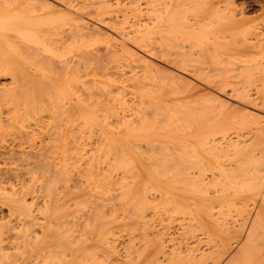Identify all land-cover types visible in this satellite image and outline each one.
Instances as JSON below:
<instances>
[{
    "label": "bare ground",
    "instance_id": "bare-ground-1",
    "mask_svg": "<svg viewBox=\"0 0 264 264\" xmlns=\"http://www.w3.org/2000/svg\"><path fill=\"white\" fill-rule=\"evenodd\" d=\"M20 1L25 5H30L29 7L35 5L30 4L32 0ZM35 1L38 4V14L35 17L24 14V12L27 13L26 8V11L22 10L24 6L21 9V14H17L20 10L15 8L16 11H14L15 6H11L12 3H19L17 0L16 3L14 1L7 5L13 9L7 8L0 2L5 6L0 7V77L7 75L10 77L9 83L0 80V95L12 99L17 94L13 92L17 85L18 88L23 89L19 87L21 85H19L20 82H17V78L20 76L21 80L25 77L23 70H20L22 72L17 70V68L21 69L25 66L21 67L23 64L21 63L23 60L19 59L21 53H17L16 46L12 41L7 40L5 33L12 32V36L16 35L15 38L21 39H16V42L28 43L32 45V49L40 48L51 57L53 56L49 60L53 64L54 74L48 75L50 71H43L40 75L38 73L37 77L31 76L33 74L26 77L28 80L29 77L30 79L35 77V82L37 80L41 84L39 87L44 88L45 94L47 91L53 113L58 115L59 119H65L66 123L65 129L61 128V131H57V138L59 136L62 140V150L65 156L63 159H66L67 162L64 161L67 165L64 167L68 171V175L70 174L72 184V199L67 205V208H72L70 221L67 220L71 223L66 221L69 223L67 226L64 222L68 227V232L70 228V232L67 234L70 236V238L68 236L70 246L66 250L65 245H62L63 242H60L61 246L66 248L64 250L68 252L65 253V251L64 256L55 260L54 264H209V261L212 260H214L211 262L213 264L220 260V264H262L264 257L261 255L264 253L259 255L262 260H258V254L261 247H264V150L258 152L257 149L260 148V145L264 147V139H262L264 137H261L264 130L255 131V133L258 132L256 133L258 135L253 138L251 136L248 139H240L241 134L238 129L240 126H244L247 120H241L240 117L241 121L239 119L237 121L236 116L240 114L246 118L248 113L245 111L243 114V110L247 105L243 104L244 109L240 110L239 108L241 111L239 112L238 106H234L235 103H233L234 107L228 104L230 101L226 103V100H229L226 98L230 97H228L229 95L226 97V94L222 92L230 87L232 96L241 101L243 97L249 98L251 95L246 92L247 85L245 86V84L256 83L257 94L252 100L260 99L264 103V24H262L264 22L259 21L262 22L259 24V22L251 21V17L245 16L244 11L237 8L235 0ZM35 1L33 0V2ZM20 3L16 5H20ZM25 7L28 8V6ZM255 18L257 19V17ZM261 18L264 19V17ZM20 45L24 47L23 44ZM36 48L35 50H37ZM156 56L166 63V66H170L168 75L160 72L163 69L158 70L163 74V78L165 75V77L168 76V79H164L167 80V82L164 81L166 84L170 83V85L168 83V87L171 86V83L178 84L181 79L180 85L186 84L188 82L185 79L186 75L196 76L205 82L217 85V93H214L216 97H213L216 103H213L210 108L207 105L206 108L204 105L200 107L199 102L194 101V104L189 103L192 105H185V109L182 108L183 105L182 107L177 106V110L175 105L172 106H175L176 109L168 106L165 102L169 101L164 102V97L161 101L162 96H167L169 93L165 95L162 91L163 86H160L159 89H162L160 92H155V88L151 92L145 90L142 93L136 92V94H139V102L145 100L144 103L147 105L152 104V107L158 105L160 109L163 106L164 116L160 109L152 108L153 113L155 110L160 111L161 119L157 117V120L163 121L162 125L158 124L155 118L147 119L141 112L140 117L136 116L137 114L134 117L131 114L132 111L120 113L121 110H115L113 106H111L112 109L119 112L114 114V121L106 120L115 112L109 106H104L103 103L108 102L109 104V101H116L121 105V108L129 103L125 97L129 91L125 90L126 94H124L122 90L125 79L124 82L120 79V77L124 78L123 76L127 72L124 68L126 66L134 68L133 66H135L140 67L138 69L149 71L156 64L153 61L154 64L150 68L151 60H154L152 57ZM44 67L42 69H45ZM157 68H154L155 71ZM44 72H48V74ZM129 76L128 74L130 80L131 76ZM118 78L123 83L120 80L117 81ZM146 78L148 79V77ZM132 83L131 85H135V87L143 86L140 81ZM237 83L242 85L237 86ZM24 85L26 84L24 83ZM148 85L150 86V84ZM153 85L152 82L150 87ZM139 88L137 90L141 89ZM171 88L173 89V87ZM22 91L24 92V89ZM208 100L206 99V101ZM242 102L244 103V101ZM36 104L39 105L37 102ZM144 105L146 107V104ZM18 106L20 107L21 104ZM41 109H43L42 106ZM174 109L180 112L177 116ZM181 110L183 113L185 112V116L182 115ZM58 117L55 118L59 120ZM163 118L165 120H162ZM180 119L183 121L182 124H179ZM175 120H177L178 126H176L177 122L173 123ZM171 121L172 123L169 124ZM248 125L250 124L245 126ZM55 128L57 129L56 126ZM233 132L236 134L227 135ZM259 142L260 144H258ZM145 147L146 149H143L146 150L145 154L150 147L146 158H144L145 154L143 157L141 156L144 151H139ZM156 149L160 151L157 152ZM153 153L154 155H152ZM155 155L156 158L153 157ZM64 162L62 160V163ZM171 167H174L173 170L176 171L170 175L178 177L173 176L172 179L177 178L175 181H179L182 186L179 184L180 187H178L167 181V179L169 180L168 169H172ZM50 184L48 186L51 187ZM71 184H69V188ZM24 193L23 195H25ZM51 194L49 193V196ZM15 196L16 199H19L15 202V198L11 197L15 206L11 207L19 210L25 209L24 211L28 213L29 205L26 204V197L18 196L17 198V195ZM68 196L70 198V195ZM55 197L57 196L55 195ZM57 203L50 206L52 209L55 207L53 210L51 209L53 214L58 211ZM237 203L241 207L240 210L249 209L251 212L248 211L249 214L246 212L247 215L244 217L247 219L248 216V221L243 218L241 219L242 223L239 224V227L237 226L238 229L236 227V230L243 235L242 241L240 244L238 242L237 248L235 247L236 251H231L230 245H227L228 240H221V236H218L220 243L209 244L206 242H213V240H206L207 245L204 246L205 239L198 235L200 231L196 227L203 229V226L208 224L204 218L205 214L212 217L214 224L225 225L220 222L213 209H221L224 205L231 207ZM62 204H60L61 207ZM158 205L160 206L158 207ZM32 206L31 204L30 207ZM41 207L38 206V208ZM64 207L66 208L65 205ZM163 207L166 210H158ZM38 208L33 209L38 210ZM14 209L13 211L16 210ZM148 209H153V212ZM157 211L161 213L158 212L160 218L157 216L160 220L167 219L170 212H185L189 217L188 223L184 221L187 225L185 224L186 227L184 224L182 225V233L178 232L179 230L172 231L169 226L168 228L162 227L161 224L162 228H155V234L154 230L150 232L154 235H149L152 239L147 234L144 235L150 239L149 244H145L142 240L143 235L141 236L143 232L140 233L137 230L143 231L146 226L144 224L147 222L146 218L147 220L152 219ZM59 213L58 211L55 215H60ZM13 214L15 215V213ZM108 214H112V217L114 215L118 219H112L110 216L112 220H106L107 218L103 216ZM56 221L58 222L57 219ZM23 223L25 224V222ZM111 223H115V226ZM151 225L148 224L150 227L146 228L152 230L153 225L152 229ZM179 225L181 224L179 223ZM208 231H210L209 228ZM220 231H227L231 234L232 230L230 231L227 226H220ZM215 233L214 236L217 238L218 233L216 235ZM138 235L142 238L138 237L137 239ZM53 236L55 237V235ZM207 236L209 237V235ZM213 237L211 236V238ZM139 239L141 240L137 241ZM230 252L232 253L230 254ZM9 262L11 263V261Z\"/></svg>",
    "mask_w": 264,
    "mask_h": 264
},
{
    "label": "rangeland",
    "instance_id": "rangeland-1",
    "mask_svg": "<svg viewBox=\"0 0 264 264\" xmlns=\"http://www.w3.org/2000/svg\"><path fill=\"white\" fill-rule=\"evenodd\" d=\"M3 0H1L0 2H2ZM4 1H7L6 3L4 2ZM2 3L4 4V5H6V7H7V5H9V4H11L12 2H14L15 1V3H16V0H14V1H11V0H4ZM10 1V2H9ZM18 2H19V0H17ZM35 1V0H34ZM236 2V6H238L237 8H239V10H242V11H244V13L246 14L245 16H247V17H251L252 19H251V21H254V23L255 22H259V21H262V22H264V19H262L261 17H264V14H260V13H264V12H262V11H264V0H235ZM245 1V2H244ZM21 2V1H20ZM19 2V3H20ZM19 3H16V4H19ZM37 2L35 1V2H33V0L31 1V3L30 4H35L34 5V7H36V8H34V7H29L30 5H25L24 3H20V5H16V4H13L12 3V5L11 6H15L14 7V11H16V9H18V10H20L19 12H17V14H21V11L22 10H24V11H26L25 10V8L27 9V13H29V14H27V13H25L24 12V14H26L27 16H32V17H35V16H37V14H38V4H36ZM1 4V3H0ZM3 4H1V6L0 7H3L4 5ZM23 4V5H22ZM3 5V6H2ZM19 6V7H18ZM22 6V7H21ZM23 6H24V8H23ZM25 6H28V8L27 7H25ZM5 7V6H4ZM241 7V8H240ZM7 8H11V7H7ZM16 8V9H15ZM20 8V9H19ZM23 8V9H22ZM2 9V8H1ZM11 9H13V8H11ZM22 9V10H21ZM35 9H37L36 11H35ZM17 10V11H18ZM35 11V12H34ZM23 14V15H24ZM255 17H257V19L255 18ZM253 18H255V20H253ZM260 18V19H259ZM259 19V20H258ZM257 20V21H256ZM262 22H259V24L260 23H262ZM258 24V25H259ZM262 24H264V23H262ZM259 26H261V25H259ZM13 35V33L11 32H7V33H5V37L7 38V40L9 39V41H12L13 43H14V45L16 46V51H17V53L19 54V53H21V54H19V59H21V63H23V64H21V63H19V64H21V67L22 66H24L25 68H26V70H25V68L24 67H20V65H19V68H21V69H18L17 68V70L19 71V72H22V71H20V70H23V74H24V76L26 77V76H30V74H33V75H31V76H35V77H37L38 75V73H39V75L41 74V72H43V71H50L49 72V74H48V72L47 73H45V74H48V75H51V74H54V68L52 67L53 66V64L51 63V61L49 60V58L51 59V58H53V56L51 57L50 55H48L47 54V52H44L43 50H40V48L39 49H37L36 47H34V49H32V45H30V44H26V43H23L22 41L21 42H16L17 40H21L19 37V39L18 38H15L14 36H16V35H14V36H12ZM17 37V36H16ZM17 39V40H16ZM26 44V45H24V47L22 46V45H20V44ZM22 47V48H18V47ZM18 48V49H17ZM28 48V49H27ZM35 48L39 51H37V50H35ZM21 51V52H20ZM44 53H43V52ZM41 53V54H40ZM43 53V54H42ZM23 56V57H22ZM48 56V57H47ZM46 57V58H45ZM157 57V56H156ZM156 57H152V59H154V60H151V64H150V68H151V65H153L154 63H156L155 65H153L152 67V69L151 70H146L145 71V69L143 70L142 68V71H143V73H142V71H141V69H138V68H140V67H135V66H133L134 68H132V67H125L124 69H125V71H127L126 72V74H124V78H122V77H120V79H122L123 80V82H124V79H125V82H124V85L122 86L123 88H122V90H123V93L125 92V90L128 92L129 91V93H124V94H126L125 95V97L127 98V100H128V102L129 103H127L126 105H125V107H123V108H121V105H119L116 101L115 102H113V101H109V104H108V102H105V103H103L104 104V106L106 105V107L107 106H109L111 109H112V107L111 106H113V108H115V110H121L120 111V113H122V112H124V113H127V112H131V114H133L134 115V117H135V115L136 116H138V117H140L141 116V113H142V115H145L144 117H146L147 119H150V118H155L156 119V122L158 123V124H160V125H162L163 124V121H159V120H157V117H161V113L164 111H162V107H161V109L160 108H158V105H153V107L155 108V109H160V111H161V113H160V111L158 110V111H154L155 113H153V110H152V104H148L147 105V103H144L145 102V100H141L140 102H139V100H140V98L138 97V93H142V91H154L155 90V88H156V91L155 92H160V90H162V91H164L163 93H165V95L166 94H168L167 96H162V99H161V101L163 100V97L165 98L163 101L165 102V101H169V102H165V103H167V105L168 106H171V107H177V106H181L182 107V105H183V107L182 108H184L185 107V105H187V106H189V105H192V104H194L193 102L195 101H197V103L199 102V106L201 107V105H204L205 107L207 106V105H209V107L208 108H210V106L211 105H213V103H216L215 101H214V98L213 97H216V93H217V91L216 90H218L217 88V85L216 84H214V83H212V82H208V81H206L205 82V80H201L200 78H198V77H196V76H185V79H187L188 80V82H186V84H182V85H180L181 83H182V79L181 80H179L178 81V84L177 83H171V86L170 87H168L167 85H168V83L166 84V82H167V80H164V79H168V76L167 77H165L164 76V78L162 77V73H167V75L170 73L169 71H170V68H168V67H170V66H166V63H164V62H162L161 60H159L160 58H156ZM0 59H1V57H0ZM25 59H27V60H25ZM25 60V61H24ZM30 63H29V62ZM153 61H154V63H153ZM158 63H157V62ZM32 62V63H31ZM53 62V61H52ZM161 63V64H160ZM51 64V65H50ZM164 64V65H163ZM158 65V66H157ZM161 65V66H160ZM163 65V66H162ZM44 67V66H46L47 68H45V69H42V67ZM171 66H173V65H171ZM17 67H18V65H17ZM156 67H158L157 68V70L155 71V69L154 68H156ZM132 68V69H131ZM136 68H137V70H136ZM149 68V69H150ZM47 69V70H46ZM129 69H131V70H129ZM161 69H163V70H161ZM36 72H35V71ZM129 70V71H128ZM153 70V72H151ZM158 70L160 71V72H162V73H160V72H158ZM33 71V72H32ZM135 73H134V72ZM26 72H28L27 73V75H25L26 74ZM131 72V73H130ZM133 72V73H132ZM35 73V74H34ZM131 76H129L130 77V80L128 79V74ZM145 73H146V75H145ZM141 74H143V76H141ZM136 75V76H135ZM18 76V75H17ZM132 76H135V77H132ZM20 77V76H19ZM19 77L17 78V82H20V84L19 85H21V86H19V87H22L23 89H24V92L22 91L23 89H20V88H18V85H17V87H15L14 89H13V92H14V94H15V92L17 93L16 94V96H13V97H15L14 99H13V97H12V99H9V98H6V97H3L2 95H0V96H2V98L3 99H5V100H3L2 98H0V192L2 193H0V259H1V257H2V260H0V264H9L10 262L9 261H11V263L10 264H54V263H56V261L55 260H59V258H61V256L64 254V252L66 251V250H68V248L67 247H69L70 246V242L68 241V236L69 235H67V234H69V232H70V228H69V232L67 231V226H68V224L69 223H71V222H69L70 221V218H71V215H70V212H71V209L72 208H67V205L68 204H70V200L72 199V191H71V187H72V184H71V179H70V174L68 175V171H66V169H65V167L67 166V165H65V162H66V159L64 160L63 159V157H65L63 154V144H62V140L59 138V136H58V138H57V131L59 132V130L61 131L62 129L61 128H63V129H65L64 127H65V119H63L62 118V120H63V122H64V124H62L63 122H62V120H61V118L59 119V117H58V115H56L55 113H53V107H52V105L50 104L51 102H50V100H49V95H47V91H46V94L44 93L45 92V90H44V88H42L41 86V88L39 87V85H41L40 83H38L37 82V80H36V82H35V77H31L32 79H30V77H29V80H28V77H24L23 79H19ZM146 77H148V79L146 78ZM182 77V76H181ZM22 78V77H21ZM127 78V79H126ZM136 78V79H135ZM153 78V79H152ZM155 78V79H154ZM159 78H161V79H159ZM119 78L117 79V81H119L120 80ZM0 80L2 81V82H4V83H9L10 82V77H9V75H7V76H4V77H0ZM20 80V81H19ZM122 80H120L121 81V83H123L122 82ZM155 80V81H154ZM138 81H140L142 84H143V86H142V88H141V86H140V88L142 89H140L138 86H136L135 87V85H131V84H133L132 82H136V83H138ZM153 82V86L152 87H150L151 85H152V82ZM158 81V82H157ZM159 81H161V82H159ZM164 81H166V82H164ZM202 81V82H201ZM21 82H23L22 84H21ZM28 82V83H27ZM35 82V83H34ZM40 82V81H39ZM130 82V83H129ZM148 82V83H147ZM162 82H163V84H162ZM189 82H191V83H189ZM24 83L26 84V85H24ZM32 83H34V84H32ZM125 83H126V85H125ZM128 83H129V85H128ZM135 83V84H136ZM145 83V84H144ZM156 83H158V84H156ZM29 84V85H28ZM38 84V85H37ZM120 84V83H119ZM148 84H150V86L148 85ZM159 84H162V85H159ZM165 84V85H164ZM174 84V85H173ZM25 87H24V86ZM33 85V86H32ZM35 85V86H34ZM36 85H37V87H36ZM169 85H170V83H169ZM196 86V87H194V86ZM242 84L241 83H237V86H241ZM247 85V86H246ZM132 87L131 89H130V87ZM150 88H149V87ZM160 86H163L162 87V89H159V87ZM184 86H188V87H184ZM245 90H246V92H248L247 94L248 95H250L249 96V98H247V96H245V97H243V100L241 99V101L238 99V98H236L235 96V98L232 96V92H230V87H228L227 88V90L226 91H223L222 93H225L226 94V97L228 96V97H230V98H226L225 96V98L226 99H229V100H226V103L228 102V101H230L228 104H230V106L231 107H237L238 106V111H239V108H240V110L241 109H244V106H243V104L246 106L247 105V107H245V109L242 111L243 112V114H245V111H246V113H248L245 117L246 118H243L244 116L243 115H240V114H236L237 116H236V118H237V121H239L240 120V117H241V120L242 119H246L247 121H246V123L247 124H250V125H248V126H245V125H247L246 123H245V125L244 126H240V129H238V132L241 134L240 136H239V138L240 139H248L249 137H251V138H253L255 135H258V134H256V133H258L259 131H261V130H264V121H262V120H264V115H262V114H264V103H262L261 102V100L260 99H257V100H252L255 96H256V94H257V84L256 83H248V84H245ZM144 87H145V89H144ZM171 87H173V89L171 88ZM25 88H27V89H25ZM134 88H136V90L134 91ZM140 89L141 90V92H140V90H137V89ZM248 88V89H247ZM30 89V90H29ZM34 89V90H33ZM42 89V90H41ZM159 89V91H157ZM172 92V94H171V92L169 91V90ZM259 89V88H258ZM44 90V91H43ZM131 90V91H130ZM167 90V91H166ZM173 90V91H172ZM169 91V92H168ZM199 91V92H198ZM134 94H133V93ZM136 92H138L137 94H136ZM215 93V94H214ZM136 94V95H135ZM224 94V95H225ZM18 95H19V98H18ZM184 95V96H183ZM33 96V97H32ZM169 96H170V98H169ZM189 96V97H188ZM191 96V97H190ZM223 96V95H222ZM26 97H28V98H26ZM182 97H184V98H182ZM187 97V98H186ZM22 98V99H21ZM25 98V99H24ZM139 98V99H138ZM173 98H174V100H173ZM6 99H8L7 100V102H6ZM18 99H20V100H18ZM138 99V100H137ZM201 99V100H200ZM206 99L208 100H210V99H212L209 103H208V101H206ZM221 99H223V98H221ZM234 99V100H233ZM236 99H238V100H236ZM177 100H179V101H177ZM224 100V101H225ZM11 101V102H10ZM24 101H25V103H24ZM41 101H42V103H41ZM143 101V102H142ZM235 101H237V102H235ZM240 101V102H239ZM242 101H244V103L242 102ZM258 101V102H257ZM6 102V103H5ZM17 102V103H16ZM24 104H23V103ZM36 102L40 105H37L36 104ZM146 102H148L147 100H146ZM163 102V103H164ZM180 102V103H179ZM201 102V103H200ZM245 102H247V103H245ZM260 102V103H259ZM15 103H16V105H15ZM112 103V104H111ZM137 105H136V104ZM143 103V104H142ZM165 103H164V106H165ZM168 103H170V104H168ZM175 103V104H174ZM176 103L178 104L179 103V105H176ZM189 103H192V104H189ZM197 103H195L196 105H197ZM206 103V104H205ZM208 103V104H207ZM233 103H235V105L233 104ZM237 103H238V105H237ZM241 103V104H240ZM21 104V106L19 107L18 105H20ZM26 104V105H25ZM144 104H146V107H145V105ZM11 105V106H10ZM12 105H15L16 106V108H15V106L13 107ZM119 105V106H118ZM136 107H135V106ZM144 107H143V106ZM166 105V106H167ZM172 105H175V106H172ZM234 105V106H233ZM249 105V106H248ZM256 105V106H255ZM41 106H42V108L43 109H41ZM126 106H127V108H126ZM149 106H151V107H148ZM239 106H242V107H239ZM261 106V107H260ZM28 107V108H27ZM40 107V108H39ZM119 107V109H117ZM176 107H175V109H176ZM180 107V109H182ZM195 107V106H194ZM260 107V108H259ZM124 108H126L125 110H123ZM130 108V109H129ZM134 108V109H133ZM151 108V109H150ZM170 108V107H169ZM207 108V107H206ZM247 108V109H246ZM249 108V109H248ZM17 109V110H16ZM174 109V110H175ZM185 109V108H184ZM183 109V110H184ZM212 109V108H211ZM23 110H24V112H23ZM41 110V111H40ZM44 110V111H43ZM112 110H114V109H112ZM115 110L113 111V112H115ZM138 110V111H137ZM152 110V111H151ZM177 110H178V107H177ZM183 110H181L182 112V115H184L185 116V112L183 113ZM251 112H250V111ZM255 110V111H254ZM43 111V112H42ZM119 111H117V112H119ZM127 111V112H126ZM134 111H135V113H134ZM150 113V111H151V113L149 114L148 112ZM176 111V110H175ZM210 111H212V110H210ZM209 111V113H211ZM250 112V114H249V112ZM23 112V113H22ZM29 112V113H28ZM40 112H42V113H40ZM117 112H115V113H113V115H112V113H111V117L110 116H108V115H105V116H108L107 117V119L106 120H112V121H114V116L116 115V113ZM138 112V113H137ZM141 112V113H140ZM178 112L179 111H176L175 112V115L177 116L178 115ZM239 112H241V111H239ZM239 112H236V113H239ZM40 113V114H39ZM144 113V114H143ZM158 113H160V114H158ZM180 113V112H179ZM115 114V115H114ZM130 114V113H129ZM242 114V113H241ZM253 116H252V115ZM257 114V115H256ZM110 115V114H109ZM140 115V116H139ZM181 115V114H180ZM132 116V115H131ZM162 116H164V112L162 113ZM243 116V117H242ZM249 116H251V117H249ZM257 116H259V117H257ZM55 117H58V119L60 120H57ZM183 117V116H182ZM182 117H181V119H182ZM257 119H256V118ZM106 118V117H105ZM111 118V119H110ZM165 118V117H164ZM162 119V120H165V119ZM178 119L180 118V116L179 117H177ZM248 118H249V122L251 121V123H249L248 122ZM253 118H255L254 119V121H253ZM161 119V118H160ZM179 120L180 122H179V124L181 123V122H183L182 120ZM239 119V120H238ZM251 119V120H250ZM240 120V121H241ZM256 120V121H255ZM54 121V122H53ZM105 122V121H104ZM174 122H177V120H175V121H173V123ZM51 123V124H50ZM53 123V124H52ZM61 123V124H60ZM68 123V122H67ZM106 123V122H105ZM165 123V122H164ZM172 123V121L171 122H169V124H171ZM255 125H254V124ZM176 124V123H175ZM174 124V125H175ZM182 124V123H181ZM173 125V124H172ZM242 125H243V123H242ZM55 126L57 127V129L55 128ZM176 126H178V122H177V125ZM242 127V128H241ZM262 128V129H261ZM259 129V130H258ZM54 130H56L55 132H54ZM49 131V132H48ZM255 131H258V132H256L255 133ZM53 133V134H52ZM230 134V135H229ZM229 134H227L228 136H233V135H235L236 133H229ZM260 134V133H259ZM50 135V136H49ZM244 136V137H243ZM51 137V138H50ZM56 137V138H55ZM235 137V136H234ZM242 137V138H241ZM247 137V138H246ZM258 137V136H257ZM261 137H264V131H262V135H261ZM261 137H259V140H261L260 138ZM55 139V140H54ZM57 139H59L58 141H56ZM262 139H264V138H262ZM61 143H60V142ZM59 142V143H58ZM58 144V145H57ZM258 144H260V142L258 143ZM51 145V146H50ZM55 145V146H54ZM58 146V147H57ZM259 146V145H258ZM144 147V146H143ZM150 148V147H149ZM148 148V149H149ZM139 149V148H138ZM143 149H146V147L145 148H142V149H139V151L140 150H143ZM147 149V152L149 153V150ZM151 149H152V147H151ZM151 149H150V151H151ZM154 149V148H153ZM58 150V151H57ZM61 152H60V151ZM159 150V149H158ZM259 150H264V147H262L261 145H260V148L258 147V149H257V151L259 152ZM144 151V150H143ZM146 151V150H145ZM145 151L142 153V157L144 156V154H145ZM156 151H157V149H156ZM156 151H155V153H156ZM160 151V150H159ZM159 151H157V152H159ZM146 152V154H145V157L144 158H146L147 156H148V153ZM152 153V152H151ZM15 154V155H14ZM152 155H154V153L152 154ZM151 154H150V156H152ZM157 155H158V153H157ZM18 157V158H17ZM154 158H156V155L155 156H153ZM8 158V159H7ZM149 158V157H148ZM147 158V159H148ZM59 160V161H58ZM62 160H63V162L64 163H62ZM146 160V159H145ZM148 161V160H147ZM61 163V164H60ZM67 163V162H66ZM60 164V165H59ZM62 165V166H61ZM65 166V167H64ZM59 167H60V169H59ZM16 168V169H15ZM63 168V169H62ZM172 169H168V178H169V180L167 179V181L169 182V183H173L174 185H176V186H178V187H180V183H179V181H175V180H177V176L176 175H170V174H174L175 173V171L176 170H173V168L174 167H171ZM18 169V170H17ZM21 169V170H20ZM57 169H58V171H57ZM175 169V168H174ZM17 170V171H16ZM16 171V172H15ZM65 171V172H64ZM63 172V173H62ZM169 172H171V173H169ZM14 173V174H13ZM62 173V174H61ZM20 175V176H19ZM57 175H58V177H57ZM62 178H61V177ZM65 176V177H64ZM176 176L177 178L176 179H172V178H174V177ZM54 177H55V179H54ZM60 179L61 181H59L58 179ZM4 178V179H3ZM63 180V181H62ZM179 180V179H178ZM67 181V183H65ZM64 182V183H63ZM180 182H181V180H180ZM51 183V184H50ZM182 183V182H181ZM24 184V185H23ZM51 185V187L50 186H48V185ZM56 184V185H55ZM67 184V185H66ZM69 184H71L70 185V188H69ZM180 184V185H179ZM60 185V186H59ZM27 186H29V187H27V189L25 190V188ZM31 186V187H30ZM56 186V187H55ZM182 186V185H181ZM17 187V188H16ZM22 187V188H21ZM49 187H50V189H49ZM34 188V189H33ZM45 188V189H44ZM4 189V190H3ZM47 189V190H46ZM55 189V190H54ZM68 189V190H67ZM70 189V190H69ZM5 190H6V192H5ZM33 190H35V191H33ZM22 191V192H21ZM48 191V192H47ZM52 192V194H51V192ZM25 192V193H24ZM30 194H29V193ZM15 193V194H14ZM23 193L25 194V195H23ZM47 193H48V195H47ZM49 193L51 194L50 196H49ZM55 193V194H54ZM14 194V195H13ZM10 195V196H9ZM15 195H17V198H18V196H24V197H26V204L27 205H29V207L27 208V210H28V213L26 212V211H24L23 209H14V208H12L11 206H14V204H13V199L11 198V197H14L15 199H14V201L16 202V201H18V199H16V196ZM55 195L57 196V197H55ZM65 196V197H62V196ZM67 195V196H66ZM68 195H70V198H69V196ZM22 196V197H23ZM50 197V198H49ZM3 198V199H2ZM9 198V199H8ZM31 198H33V199H31ZM12 199V200H11ZM59 199V200H58ZM65 199H66V201H68L67 202V204H66V201H65ZM31 200V201H30ZM44 200V201H43ZM59 201H61V202H59ZM29 202V203H28ZM56 202H58L57 204V209H58V211L60 212L59 214L60 215H55V213L56 212H58V211H56L54 214L53 213H51L52 212V210L55 208V207H53V209L50 207L52 204H55ZM10 203V204H9ZM47 203V204H46ZM61 203H65L64 205L66 206V208L68 209H66L65 207H64V205L62 204V207H61ZM31 204L33 205L32 207H30L31 206ZM37 204V205H36ZM3 205V206H2ZM236 205H238V206H236ZM236 205H232L231 207L230 206H228L227 205V207H226V205H224V207H226L225 209H224V207L223 208H221V209H216V208H214L213 210H214V212L217 214L216 216H218L219 217V220H220V222H222V224H225V225H220L221 227H225V226H227L228 227V229H230V231H231V234L229 233V232H227V231H220V226L219 225H217V224H214V222L212 221V217H208V215H207V213L205 214V220H206V223L208 222V224H205V226H203L204 228L202 229V228H200V227H196V229L197 228H199L198 230L200 231L199 232V234H198V232L196 231V233L200 236V237H202V238H204L205 240L203 241L204 243L203 244H205L204 246H206L207 244L206 243H209V244H211V243H213V244H218V243H220V241L218 240V236L220 237L221 236V240H223V241H225V240H228L227 241V245H230V250L231 251H236V248L238 247V245L240 244V241H242L241 239H243V235L238 231V230H236V227L238 226L239 227V224L240 223H242V221H241V219H243L246 215H247V213H248V211H249V213L251 212L249 209H245V211H242V210H240V208L241 207H239V203H237ZM38 206H42L41 208H38ZM52 206H54V205H52ZM56 206V205H55ZM160 205H158V207H159ZM15 207V206H14ZM38 208V210L37 209H33V208ZM216 207H218V206H216ZM230 207V208H229ZM10 208H11V210H10ZM31 209V211H29L30 209ZM151 208V207H150ZM220 208V207H219ZM229 208V209H228ZM235 208V209H234ZM248 208H250V207H248ZM8 209V210H7ZM13 209L15 210V211H13ZM33 209V210H32ZM41 209V210H40ZM52 209V210H51ZM159 209H165L166 210V208H158V210ZM17 210H18V213H17ZM45 211V212H43V211ZM46 210H48V211H46ZM56 210V209H55ZM67 212H65V211ZM153 210V209H152ZM151 209L149 210L148 209V211H152ZM155 210H157L156 208H155ZM222 212H224V211H226V212H224V213H222ZM12 211V212H11ZM20 211H21V213H23V216H21V213H20ZM23 211V212H22ZM42 213H41V212ZM50 211V212H49ZM220 211V213H218ZM153 212V211H152ZM158 212L160 213V211H157V212H155L154 213V216H153V218L155 219H151L150 217V219L149 220H147V218H146V221L148 222H145V224L144 225H146L145 226V229L143 230V231H141V230H137V231H139L140 233L141 232H143L142 234H141V236L143 237H141L142 238V240L145 242V244L147 243V244H149V242H150V239L149 238H151L152 239V237H150V236H154L153 235V233L151 234L150 232L151 231H153L154 232V234L156 233V229L157 228H162L163 226L164 227H166V228H168V226H169V228L171 229L172 228V231H174V232H177L178 230V232H180L181 231V233H182V225L184 224V227H186V225H187V221H188V219H189V217H187L188 215H187V213H181L182 212V210H181V212L179 211V213L178 212H175V213H169V217L167 218V219H163V220H160L159 218H160V215L158 214ZM162 212V211H161ZM241 212V213H240ZM247 212V213H246ZM13 213H15V215L13 214ZM28 215H27V214ZM31 213V214H30ZM53 214V215H55V216H53V215H51V214ZM222 213V214H221ZM248 213V214H249ZM12 214V215H11ZM18 214H20L19 216H18ZM33 214V215H32ZM40 214V215H39ZM69 214V215H68ZM161 214V213H160ZM182 214V215H181ZM184 214V215H183ZM186 214V215H185ZM221 215V217H220V215ZM224 214H226L225 216H224ZM112 214H108V215H105V216H103V217H106L105 219L106 220H112L113 218L114 219H118V217H114V215H113V217L111 216ZM174 215V216H173ZM31 216H32V218H34L33 220H32V218H31ZM34 216V217H33ZM57 216V217H56ZM70 216V217H69ZM112 217V219H111V217ZM156 216V217H155ZM157 216L159 217V218H157ZM179 216V217H178ZM184 216V217H183ZM224 216V217H223ZM17 217V218H16ZM36 217H37V219H36ZM178 217V218H177ZM207 217V218H206ZM187 218V219H186ZM226 218V219H225ZM236 218V219H235ZM56 219L58 220V222L56 221ZM61 219V220H60ZM184 219V220H183ZM244 219H246V218H244ZM40 220H42V221H40ZM67 220H69V221H67ZM152 220V221H151ZM177 220H178V222L181 224V225H179V223L177 222ZM236 220V221H235ZM247 221H248V216H247V219H246ZM25 222V224L23 223V222ZM40 221V222H39ZM54 221H56V222H54ZM61 221V223H59ZM66 221L67 222H69V223H66ZM165 221V222H164ZM176 221V222H175ZM183 221V222H182ZM187 222V223H185V222ZM212 221V222H211ZM233 221V222H232ZM246 221V222H247ZM51 222V223H50ZM67 224V226H66V224ZM238 222V223H237ZM52 223H54L53 225H52ZM55 223H58V224H55ZM168 223V224H167ZM60 224V225H59ZM62 224V225H61ZM111 224H114V226H115V223H111ZM148 224H152L153 225V229H152V225H151V229L152 230H150V228H146V227H150V226H148ZM161 224H162V227H161ZM186 224V225H185ZM210 224V225H209ZM214 224V225H213ZM234 224V225H233ZM51 225V226H50ZM56 225V227H54ZM72 225V224H71ZM71 225H69V227L71 226ZM155 225V226H154ZM178 225V226H177ZM64 226V227H63ZM97 226V225H96ZM113 225H112V227H114ZM158 226V227H157ZM52 227H54V228H52ZM95 227V226H94ZM98 227H99V225H98ZM109 227H111V226H109ZM211 227H212V229H211ZM217 229H216V228ZM238 227H237V229H238ZM71 228H72V226H71ZM141 228V227H140ZM156 228V229H155ZM208 228L210 229V231H208ZM49 229V230H48ZM58 229V230H57ZM146 229H147V231H146ZM201 229V230H200ZM55 230V231H54ZM61 230V231H60ZM204 230H205V232H204ZM214 230V231H213ZM216 230V231H215ZM233 230H235V231H233ZM53 231V232H52ZM57 231V232H56ZM208 231V232H207ZM220 231V232H219ZM59 232V233H58ZM60 232H61V234H60ZM68 232V233H67ZM139 232H138V234H139ZM145 232V233H144ZM218 233L217 234V238H215V236H214V233ZM226 232H227V234H226ZM233 232H235V233H233ZM50 233H52V234H50ZM58 233V234H57ZM205 233V234H204ZM209 233V234H208ZM212 233H213V235H212ZM216 233H215V235H216ZM221 235H220V234ZM145 234H147V236H149V238H147V237H145L146 235ZM201 234V235H200ZM239 234H241V235H239ZM53 235H55V237L53 236ZM61 235H63V237H61ZM145 235V236H144ZM207 235H209V237L207 236ZM227 235V236H226ZM233 235H235L234 237H233ZM50 236H52V237H50ZM60 238H59V237ZM66 236H67V238H66ZM211 236L214 238H211ZM238 237V239H237V237ZM50 237V238H49ZM138 237H139V235L137 236V239H138ZM139 237V238H140ZM144 237H145V239H144ZM227 237V238H226ZM229 237H230V239H229ZM242 237V238H241ZM57 238V239H56ZM62 238H63V240H62ZM69 238H70V236H69ZM148 240H147V239ZM223 238V239H222ZM240 238V239H239ZM36 239V240H35ZM54 239V240H53ZM216 239V240H215ZM220 239V238H219ZM225 239V240H224ZM141 239H139V240H137V241H140ZM147 242H146V241ZM206 240L208 241V240H213V242H206ZM218 240V241H217ZM238 240V241H237ZM232 243H231V242ZM235 241V242H234ZM237 241V242H236ZM60 242H63L62 243V245H65V247L67 248H64V246L62 247L61 246V243ZM142 242V241H141ZM206 242V243H205ZM218 242V243H217ZM238 242H239V244H238ZM60 243V244H59ZM67 245H66V244ZM226 243V242H225ZM53 244V245H52ZM57 244V245H56ZM54 245H55V247H54ZM62 247H60V246ZM30 246H31V249H30ZM49 246H50V248H49ZM51 246H52V248H51ZM29 247V248H28ZM60 247V248H59ZM236 247V248H235ZM262 249L260 250V252H259V254H258V256L261 254V253H264V247H261ZM48 249V250H47ZM52 249V250H51ZM54 249V250H53ZM59 249V251H60V249H61V252H59V251H57ZM64 249H66V250H64ZM45 250V251H44ZM64 250V251H63ZM17 251V252H16ZM47 251V252H46ZM16 252V253H15ZM59 252V253H58ZM68 251H66L65 253H67ZM21 253V254H20ZM56 253V254H55ZM58 253V254H57ZM232 252H230V254H231ZM3 254V255H2ZM10 254V255H9ZM17 254H18V256H17ZM48 254V255H47ZM12 255H13V257H12ZM54 255V256H53ZM6 256V257H5ZM60 256V257H59ZM64 256V255H63ZM62 256V257H63ZM262 257H264V254H262L261 255ZM261 256H259L258 258H256V259H258V260H260L261 258ZM10 257V258H9ZM37 257V258H36ZM48 259H47V258ZM54 258V259H53ZM42 259H43V262H42ZM258 260H256V261H258ZM262 260V259H261ZM14 261V262H13ZM46 261V262H45ZM221 261V260H220ZM220 261H217V263L216 264H220ZM27 262V263H26ZM50 262V263H49ZM210 263L211 262H214V260H212V261H209ZM208 262V263H209ZM209 263V264H210ZM223 263V262H222ZM211 264H213V263H211ZM262 264H264V261H262Z\"/></svg>",
    "mask_w": 264,
    "mask_h": 264
}]
</instances>
